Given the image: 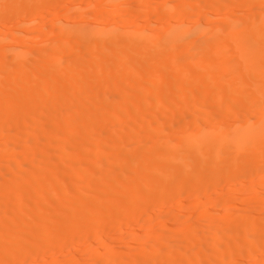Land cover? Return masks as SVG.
I'll return each instance as SVG.
<instances>
[{"label": "bare ground", "instance_id": "bare-ground-1", "mask_svg": "<svg viewBox=\"0 0 264 264\" xmlns=\"http://www.w3.org/2000/svg\"><path fill=\"white\" fill-rule=\"evenodd\" d=\"M61 1L0 0V264H264V0Z\"/></svg>", "mask_w": 264, "mask_h": 264}, {"label": "rangeland", "instance_id": "rangeland-1", "mask_svg": "<svg viewBox=\"0 0 264 264\" xmlns=\"http://www.w3.org/2000/svg\"><path fill=\"white\" fill-rule=\"evenodd\" d=\"M104 1H106L107 3L105 2L104 6H103V8H104V9H102L103 12H108V11H110L111 8H112L115 4H118L115 0H104ZM155 1H156V2H155ZM167 1H168V2H169V1H170V2H173V1H175V0H154L152 3H153V4L155 3V5H159V4H165ZM98 2H99V0H83V1H81V0H62L61 3H60V6L58 5V7H61V8H64V9H71V8H72L71 13H69V15H71V16H69V18H71V19H69V21H71V22H77L78 20L80 21V19L78 18V19L75 20V18H74V15H75L74 13H76V9H77V8H76V6H77L76 4H80V3H82V4H80V6H83V7L86 6V5H89V8H87V9L90 10V13L92 14L93 12H91V11H92V10H95V8L97 7ZM106 4H107V5H106ZM74 5H76V6H74ZM139 6H140V5H139ZM121 9H122V8H121ZM88 10H87V11H88ZM235 10H237V12H239V9H235ZM119 11H120V12H119ZM121 11H123V9H122V10L119 9V10L117 11V12H119V13L116 12L117 14H115V16L113 17V18H114L113 21H112V19H107L108 21L104 19V20L107 21V22H105V21L103 20L104 22L101 21L100 24H101V25H104V26H107L108 24H112V23H114V24H118V25H120V26H123V24H124L125 22L120 21V20L123 19V18H122V12H121ZM43 12H44V11H43ZM88 12H89V11H88ZM207 12H208V11H206V12L203 14L204 16L206 15L204 18L201 17V18H200L199 20H197V21H193V20L191 21V20L188 19V17H187V18H185L186 20L184 19V23H189V22H190V23H193V24H195V23H200V24H201V22H199V21H201V20H202V21H205V20L209 17V14H207ZM53 13H54V12H53ZM53 13H51L50 15L46 13V14H47V15H46L45 12H44V17H46L45 20L47 21L48 24L51 23L50 25H53L54 23H57L58 21L64 19V16H63V15H61V14H57V15H56V14H53ZM134 13H135V12H133V14H134ZM135 14H136V13H135ZM135 14L133 15V17L129 18L128 23H127V21H126L127 26H131V25H135V24H141V23H144V22H145V20L141 19V17H140V16L143 15L144 13L141 12V15H140V14H136L137 16H136ZM45 15H46V16H45ZM48 15H49V17H48ZM139 15H140V16H139ZM203 15H202V16H203ZM75 16H76V15H75ZM131 16H132V15H131ZM93 17H94V16H92V15L89 16V17L86 15L85 17H83V19H81V21L85 20V22L90 23V25H92V26L95 25V26H96V24H98V21H97V19H96V20L93 19ZM138 17H139V18H138ZM76 18H77V17H76ZM116 18H117V19H116ZM25 19H26V17H24V18L22 19V18H20L19 16H18V17H17V16H9L6 20L3 21V24H4V25H2V26H0V27H3V31L6 32V33H7V32H8L9 34L12 33V32L16 33L17 30H18L17 25H18L22 20H25ZM86 20H87V21H86ZM219 20H220V19H219ZM111 21H112V22H111ZM185 21H186V22H185ZM187 21H189V22H187ZM110 22H111V23H110ZM122 22H123V23H122ZM131 22H132V23H131ZM134 22H135V23H134ZM158 22H159V23H157V22L154 23V29H155V28H156V29H157V28H158V29H161L163 26H165V25H164L165 23H164L163 21H158ZM163 23H164V24H163ZM105 24H107V25H105ZM178 25H179V23H178ZM104 26H103V27H104ZM125 26H126V25H125ZM152 28H153V26H152ZM26 31H27V30H26ZM18 34H19V33H18ZM24 35L27 36L28 38H31V36L29 37V35L26 34V33H24ZM50 39H51V38H50ZM40 40H41V39H40ZM8 41H10V42H7V43H6L7 45H10V43H11L12 45H13V44L15 45V43H16V42L14 43V42L11 41V40H8ZM41 41H42V40H41ZM8 43H9V44H8ZM12 45H10V46H12ZM195 101H196V100H195ZM198 101H199V100H198ZM200 102H202V101H199V103H200ZM203 102H204V101H203ZM170 109H171V108H170ZM168 110H169V109H166L165 111L167 112ZM170 111H171V110H169L168 112H170ZM229 119H230V118H229ZM229 119H227L228 122L225 121V120H224V121H225L226 123H229ZM230 120H231V119H230ZM224 121H223V122H224ZM165 123H166V122H165ZM165 123H164V126H165ZM167 123H168V122H167ZM168 124H169V125H166V126H168V128L171 129V128H170V124H171V125H173V124L175 125V121L172 122V123L169 122ZM174 125H173V126H174ZM173 126H172V127H173ZM261 175H262V174L259 173L258 175L254 176V177H252V178L250 177L249 179H250L251 182H253V185H251L250 187H248V186L246 187V185H244L245 188H244V186H243V187L241 186V184H242L241 182H242V181H238V180H236V181H238V182H236V181H232V182L230 183V182H229L230 180L227 182V181L225 180V178H224L225 181L223 180L222 183L220 182L221 185H219V187H217L218 189H217V188L215 189V193H217V194H219V193H222V194H223V193H224V195H225V194L228 192V194H230L229 191L231 190V188H233V185H234V189H233V191H231V194H234V193L237 194V195H238V194H243V193L246 192V191L243 192L244 190H246V188H247V189L249 188V190L252 191V189H254V187L257 186V183H256V182H257L258 178H259ZM221 179H223V177L220 178V180H221ZM251 179H252L253 181H252ZM255 179H257V180H255ZM239 180H240V179H239ZM241 180H242V179H241ZM243 181L245 182V179H244ZM246 181H248V180L246 179ZM250 181H248V182H250ZM255 181H256V182H255ZM233 182H235V183H233ZM244 182H243V183H244ZM255 183H256V184H255ZM230 185H231L232 187H231ZM221 186H222V187H221ZM235 186H236V187H235ZM240 186H241V187H240ZM253 186H254V187H253ZM222 188H223V189H222ZM262 188L264 189V186H262ZM242 189H243V190H242ZM263 189L260 190V193H263V194H264V190H263ZM234 190H235V191H234ZM240 190H242V191H240ZM255 190H256V189H255ZM253 191H254V190H253ZM256 191H257V190H256ZM262 191H263V192H262ZM225 192H226V193H225ZM242 192H243V193H242ZM249 192H250V191H249ZM249 192H248V193H249ZM254 192H255V191H254ZM254 192H252V193H254ZM246 193H247V192H246ZM248 193H247V194H248ZM260 193H259V196H262V195H260ZM243 195H244V194H243ZM243 195H242V198L245 199V197H243ZM239 196H240V195H239ZM259 196H254V197H251V198L249 197L248 199H246V201L249 203V201H253V198H255V197H259ZM191 198H192V197H188V198H186V199H185V198H182V200H183V199L185 200L184 202H186V201L188 202V203L186 202L187 204H184V205H186V206H190V205H188V204L190 203L189 201L192 200ZM236 198H237V199H236ZM242 198L236 196V197L234 198L233 202H231V203H230V202H229V203H221V204L219 203L220 205L217 204L216 202H214V204L216 203V204H215L216 206L213 204L212 207L215 208V209H217L218 206L221 208V205H222V206L224 205V206H223V207H225L224 210H227L228 208H229L228 210H231V209H232V210H236V209L239 210L240 207H241V209H242V208H244L245 205L248 206L249 204L252 203V202H250L249 204H248L247 202H244V203H243L242 201H245V200H243ZM246 198H247V197H246ZM241 200H242V201H241ZM248 200H249V201H248ZM180 201H181V200H180ZM237 201H239V202H237ZM178 202H179V201H178ZM241 202H242V203H241ZM246 203H247V204H246ZM173 204H175V203H173ZM173 204H171L172 207H173ZM190 204H191V203H190ZM243 204H245V205H243ZM171 205H170V206H171ZM182 205H183V204H182ZM184 205H183V206H184ZM193 205H194V204H193ZM186 206H185V208L182 207V209H180V212H181V210H183V209L189 211L188 209H190V208H186ZM191 206H192V205H191ZM245 207H246V206H245ZM175 208H177V207L175 206L173 209L167 208V210H166L167 212H166V213H167V214H169V213H170V214H171V213H174L173 211H176ZM174 209H175V210H174ZM191 209H192V208H191ZM221 209H223V208H221ZM178 210H179V209L177 208V211H176L177 213L179 212ZM232 210H231V211H232ZM170 211H171V212H170ZM184 212H185V211H184ZM193 212H194V211H193ZM193 212H192V215L194 216V213H196V212H194V213H193ZM181 213H182V212H181ZM186 213H187V212H186ZM188 214H189V213H188ZM190 214H191V213H190ZM218 214H219V213H218ZM195 215H196V214H195ZM177 216H179V214H178ZM180 216H184V213H182ZM160 219H161V220H160ZM163 219H164V218H163ZM154 221H155V222H154ZM154 221H153V224H152V225H153V226H152L153 229L156 228V227H158V225L162 224V223H160V222H163L162 218L155 219ZM158 223H159V224H158ZM263 223H264V222L262 221V224H261V225H263ZM259 225H260V224H259ZM168 227H169V226H168ZM171 227H172V226H171ZM171 227H170V228H171ZM132 229H133V227H132ZM134 229H135V228H134ZM134 229H133V230H134ZM145 235H146V234H145ZM162 237H163V236H162ZM162 237L160 236L159 238L162 239ZM159 238H158V239H159ZM126 239H128V238H126ZM160 239H159V240H160ZM126 241H127V242H130L129 239L126 240ZM83 246H84V244H83ZM79 248H80V247H79ZM54 254H56V253H54ZM54 254H53V255H54ZM53 255H52V256H53ZM56 255H57V254H56ZM209 256H210V255H209ZM53 257H54V256H53Z\"/></svg>", "mask_w": 264, "mask_h": 264}]
</instances>
